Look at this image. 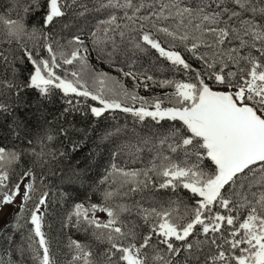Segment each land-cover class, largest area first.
Masks as SVG:
<instances>
[{
  "label": "snow or ice",
  "instance_id": "obj_1",
  "mask_svg": "<svg viewBox=\"0 0 264 264\" xmlns=\"http://www.w3.org/2000/svg\"><path fill=\"white\" fill-rule=\"evenodd\" d=\"M11 11L17 18L0 15L7 43L16 45L0 49V129L29 147L34 165L62 163L65 140L79 148L73 135L88 131L70 123L76 113L95 120L129 114L143 128L134 126L118 153L150 158L131 171L113 163L109 175L118 173L127 191L99 189L103 204L74 203L66 212L64 227L91 230L109 247L97 258L70 239L65 264H264V0H15ZM36 11L42 26L29 30L26 17ZM93 16L95 25L83 30L80 19ZM146 48L183 78L112 66L136 87L171 92L149 99L116 88L104 72L93 77L96 87L84 79L90 49L104 60ZM25 63L31 67L22 77L18 65ZM57 94L66 106L54 113L48 105ZM22 155L0 146V210L19 200L12 228L22 232L21 244L9 237L0 264H60L45 230L49 192L36 196L34 167L12 180ZM77 173L69 164L61 179L70 187ZM146 190L171 191L176 199H116ZM65 193L71 201L69 188ZM185 193L190 205L180 214Z\"/></svg>",
  "mask_w": 264,
  "mask_h": 264
},
{
  "label": "trees",
  "instance_id": "obj_2",
  "mask_svg": "<svg viewBox=\"0 0 264 264\" xmlns=\"http://www.w3.org/2000/svg\"><path fill=\"white\" fill-rule=\"evenodd\" d=\"M15 0H0V15H10L11 18H17L16 12L11 11L12 5ZM24 0H21L23 3ZM23 15V13H21ZM90 21L86 23L83 30H87L93 27L96 23V18L93 16L89 18ZM43 20V14L41 11H36L30 13L26 17V25L29 30L33 26L36 28H41ZM83 18L80 19L81 25L83 24ZM60 26H57L56 31H59ZM5 28L0 25V49H5L9 51H15V43L9 45L7 43V38L4 35ZM67 30H65L66 32ZM163 39V38H162ZM28 46L31 47V41ZM179 50L184 51L181 47ZM94 54L97 53L90 49L89 53V68L95 72L106 71L101 69L100 64H117L116 61L123 59V62L118 63V65L125 67L127 70L129 65L134 64L136 68L148 70L151 74L156 76L158 79L169 78V79H181L183 78L182 73L175 72L171 65L167 61L163 60L158 56V54L151 49H145L142 52H137L130 54L129 57L116 58V61L112 59H104L101 62H96L93 60ZM185 57L193 64L194 67H199L198 62L191 58L190 54L184 52ZM108 62V63H107ZM122 63V64H121ZM20 68V75L26 77L28 75V69L31 67L27 63L18 65ZM113 67V66H112ZM79 70V66L77 69ZM116 74H120L119 71ZM95 103V102H89ZM62 98L57 94L51 104L48 105L49 109L56 113L64 108ZM106 117V118H105ZM105 117H101L99 120H95L90 115L83 116L79 113L75 114V119L70 118V123L74 124L77 128L86 129L88 131L87 137L83 135L82 132L75 133L73 135L74 140L80 142V146L76 151L71 150V144L65 140L63 146L60 150H67L69 155L68 158L63 159V162H56L52 165H44L43 167L39 165H34V158L27 147L23 143H18L15 141L14 137L7 135V130L0 129V146L7 149H15L17 152H22L23 155L19 163L13 165V171L11 173L12 180L15 182L19 179L20 173L27 170L28 168H35L36 173V196L40 194L41 191L49 192V202L50 208L48 210L46 220H45V230L49 237L53 240V249L55 254L60 261V264H65L67 254L69 249L67 247L69 240L74 239L82 244L90 247L96 254L97 258L109 245L105 241L98 240L91 230L84 231L77 228L64 227L62 221L65 218L66 212L71 209L74 203H83L85 205H90L92 203L103 204L104 200L102 198L99 189H119L121 193L127 191L128 185L121 187V180L123 179L118 173L111 172V165L115 163L118 168L125 170H138L144 169L149 166V154L141 153L140 155H132L130 152L118 153L119 147L122 145L115 146L112 143L116 139H124V143H128L131 133L133 132L134 126L135 130L139 131L143 128L142 125L136 124L133 118L129 114H125L119 111L115 113H106ZM151 123V122H148ZM119 128L121 131L115 136L108 137L107 139H101L106 132H115ZM115 157V158H114ZM71 165L73 169L78 170V175L80 179L73 183L70 187L67 185L66 181H63L61 177L65 172L68 171V165ZM49 168L51 170H49ZM107 177V181H105ZM115 181V183H113ZM65 188H69L71 194V201L68 200V195L65 193ZM142 196L145 197H155L157 200H175L176 196L171 191H148L143 193H129L128 196H119L116 199L120 202L131 203L132 200H140ZM183 204L180 206V214H183L184 204H189L190 201L188 194H183L181 197ZM16 214H13L6 225L0 229V251L4 253V249L9 246V237H13L16 244L22 243V232L13 231L12 223ZM127 214H125L126 216ZM23 223V221H21ZM27 227V226H26ZM149 252L150 250H145ZM27 256V253H26ZM16 258H19L18 256ZM7 259V258H5ZM26 264H33L30 258L27 259Z\"/></svg>",
  "mask_w": 264,
  "mask_h": 264
},
{
  "label": "rangeland",
  "instance_id": "obj_3",
  "mask_svg": "<svg viewBox=\"0 0 264 264\" xmlns=\"http://www.w3.org/2000/svg\"><path fill=\"white\" fill-rule=\"evenodd\" d=\"M90 21V19L87 20L86 23H88ZM85 21L83 22V24L81 25L82 27L86 26L85 24ZM120 57H118L117 59H119ZM93 60H95L96 62H101L100 59L97 58V55L94 54L93 56ZM105 61V60H104ZM112 61H116V58ZM120 62H123L124 63V60L123 59H120L117 62V65L118 63ZM108 63V62H107ZM101 67V69H104L106 71H97V72H104L106 73L109 77L112 78V81H118L119 83H115L114 86L116 88H119L120 85H123L124 88L128 89L129 91H132V90H135L136 93L140 96H145L149 99H151L152 97L154 96H163L165 92H171L172 89H160V88H156V87H150L147 91L145 90V88L143 86H140V87H136L134 82L132 81L131 78H126L122 75V73L118 70V68L116 67H112V64H110V66H107L109 64H100L98 63ZM122 64V63H121ZM120 67H123V64L122 66L120 65ZM91 68V67H90ZM87 69L84 71L83 73V76H84V79L89 83L90 86H93V87H96L98 85H94V82H93V77L95 76V74L97 72L91 70V69ZM120 74H116V72H118ZM127 138H130V137H126L125 139ZM124 143V139H116V143H114L113 145L115 146H118V145H121ZM19 204V200H17L16 202V205H11V206H5L3 208V210H0V229L7 224V222L9 221L10 217L13 215V214H16L17 212V205ZM87 206V205H86ZM97 216L98 218H100L101 220H105L107 219L106 217V214L104 213H97ZM4 253L0 251V256H3ZM4 258H7L6 256Z\"/></svg>",
  "mask_w": 264,
  "mask_h": 264
}]
</instances>
